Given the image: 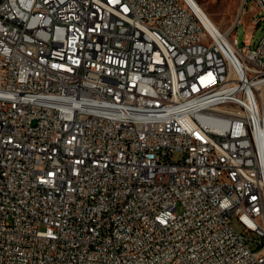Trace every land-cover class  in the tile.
<instances>
[{"label": "built area", "instance_id": "obj_1", "mask_svg": "<svg viewBox=\"0 0 264 264\" xmlns=\"http://www.w3.org/2000/svg\"><path fill=\"white\" fill-rule=\"evenodd\" d=\"M249 1L0 0V264H264Z\"/></svg>", "mask_w": 264, "mask_h": 264}, {"label": "rangeland", "instance_id": "obj_2", "mask_svg": "<svg viewBox=\"0 0 264 264\" xmlns=\"http://www.w3.org/2000/svg\"><path fill=\"white\" fill-rule=\"evenodd\" d=\"M198 2L206 10L211 20L223 32L229 30L232 26L241 5V0H198ZM248 4L245 6L240 23L232 35L239 45H242L244 42L247 44L255 43L264 34V21L258 28L251 23L250 20L253 17L254 8L252 7L253 3L251 0ZM262 14L264 15V10Z\"/></svg>", "mask_w": 264, "mask_h": 264}, {"label": "bare ground", "instance_id": "obj_3", "mask_svg": "<svg viewBox=\"0 0 264 264\" xmlns=\"http://www.w3.org/2000/svg\"><path fill=\"white\" fill-rule=\"evenodd\" d=\"M192 1L201 10V12L203 14V17L206 20L207 24L211 28L220 31V28L211 20L210 16L206 12V10H204V8L200 5V3L198 2V0H192ZM252 233H254V234H261V226H252Z\"/></svg>", "mask_w": 264, "mask_h": 264}]
</instances>
